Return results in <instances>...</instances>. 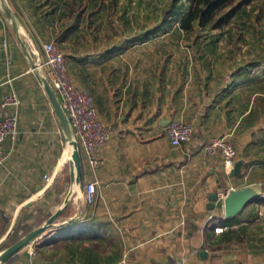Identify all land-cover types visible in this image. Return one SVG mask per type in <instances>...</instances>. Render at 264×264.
Wrapping results in <instances>:
<instances>
[{
    "label": "crops",
    "instance_id": "1",
    "mask_svg": "<svg viewBox=\"0 0 264 264\" xmlns=\"http://www.w3.org/2000/svg\"><path fill=\"white\" fill-rule=\"evenodd\" d=\"M7 1L30 57L0 11V101L12 93L19 100L8 107L18 133L4 142L0 165V246L20 237L19 226L42 225L72 187L67 147L31 71V62L43 59V43L64 53L70 81L90 93L111 134L97 152L94 174L81 157V194L73 188L55 221L78 220L75 228L47 231L4 264H264L263 29L256 31L250 17L244 21L251 27L243 20L231 24L252 30L250 37L233 30L181 39L148 32L145 43L140 35L118 36L108 46L93 27L117 26L119 19L92 21L91 0ZM172 121L192 126L189 142L170 144ZM219 137H227L242 162L239 176L225 171L218 154L204 151ZM45 176L53 179L48 187ZM91 181L95 201L85 205L82 193ZM246 187L258 195L226 219V192ZM212 195L217 201L207 209ZM83 233L101 240V250L54 242Z\"/></svg>",
    "mask_w": 264,
    "mask_h": 264
},
{
    "label": "trees",
    "instance_id": "2",
    "mask_svg": "<svg viewBox=\"0 0 264 264\" xmlns=\"http://www.w3.org/2000/svg\"><path fill=\"white\" fill-rule=\"evenodd\" d=\"M158 2L153 5V17H146L142 21L129 16L126 7L118 10L117 0H109L107 4L104 0H91L88 12L92 21L104 20L109 17L119 19L117 26L110 23L106 26L96 25L93 27L97 34L102 33L105 35L103 40L100 38V45H115L114 41L118 36L129 37L132 35H140L141 43H145L148 32H151V36L170 34L178 39H181L182 36L197 37L202 34H229L232 32L231 24L234 20H243L244 28L251 27L246 25L244 20L250 19V13L255 10V6H252L254 2L259 4L260 7H264V0H164L163 2L160 1L159 4ZM256 19L259 20L260 16L256 15ZM147 26L152 27L148 29ZM72 36V38H75V33ZM128 43L132 42L129 41ZM78 223L79 221L74 219L52 229V232L69 226L75 228ZM33 228L34 226L31 225L22 228L19 226V230L15 229V232L21 231L22 234L13 242H16ZM54 242L64 243V247L73 250L83 248L85 243H89L91 245L89 250L94 252L101 250L99 244L102 243L101 240L93 241L84 233L58 237ZM9 245L3 244L0 249Z\"/></svg>",
    "mask_w": 264,
    "mask_h": 264
},
{
    "label": "built area",
    "instance_id": "3",
    "mask_svg": "<svg viewBox=\"0 0 264 264\" xmlns=\"http://www.w3.org/2000/svg\"><path fill=\"white\" fill-rule=\"evenodd\" d=\"M43 59L38 67L47 77L51 87L59 97L64 111L70 120L78 141L81 157L94 174L99 166L97 152L109 140L111 128L100 122L90 93L77 87L70 81L66 57L53 43L42 44ZM19 100L15 94L5 95L0 101V165L6 160L3 144L6 140L14 141L18 130V120L8 112V107L17 106ZM193 128L189 123L172 121L166 128V135L172 146L178 147L190 141ZM203 149L208 154H218L227 173L231 172L236 162V153L227 137L211 139L204 144ZM51 176H45L46 187L52 183ZM96 196V182L84 185L82 201L92 205ZM218 230V229H216Z\"/></svg>",
    "mask_w": 264,
    "mask_h": 264
},
{
    "label": "water",
    "instance_id": "4",
    "mask_svg": "<svg viewBox=\"0 0 264 264\" xmlns=\"http://www.w3.org/2000/svg\"><path fill=\"white\" fill-rule=\"evenodd\" d=\"M0 11L3 18L6 20L8 25L11 27L12 32L22 49L23 53L29 56V50L21 38L22 25L14 11L9 6L7 0H0ZM31 71L36 76L43 92L51 106V109L57 119L59 129L64 139V143L68 150V167H69V177L71 183V189L68 192L63 206L51 215L42 225L32 229L30 232L25 234L19 240L9 245L0 251V264H4L18 252H20L25 247L32 245L35 241L40 239L43 234L47 231L55 229L59 225L55 223L58 216L62 213L65 206L68 204L69 197L72 193L73 188L77 189V193L81 194L82 180H83V164L81 153L76 139L73 126L68 119L66 112L63 109L59 97L56 95L55 91L51 87L47 77L44 75L43 71L38 67V63L31 62ZM242 162L238 161L234 163L233 173L236 176L240 175ZM258 195V191L253 187H246L242 190H229L226 192L223 199V213L226 219H231L236 217L242 209ZM217 201V195H212L209 197L207 209H213L215 202ZM1 244V243H0Z\"/></svg>",
    "mask_w": 264,
    "mask_h": 264
},
{
    "label": "rangeland",
    "instance_id": "5",
    "mask_svg": "<svg viewBox=\"0 0 264 264\" xmlns=\"http://www.w3.org/2000/svg\"><path fill=\"white\" fill-rule=\"evenodd\" d=\"M105 4L108 3L109 0H104ZM158 4L161 2H163L164 0H117V9L118 10H122L124 7L127 8V12L129 13L128 15L131 16L133 19H141L142 21L146 18V17H153V5L157 2ZM252 6H255V10L253 12L250 13V17H251V21L250 23L254 24V29H256V31L262 30L264 31V7H260L259 4H256V2H254V4ZM123 7V8H122ZM256 15L260 16V19L257 20L256 19ZM241 26V23L238 22ZM152 27V26H150ZM149 26H147V28H150ZM240 27H234L233 32L234 34L236 33H244L247 37H250L249 35H251L252 33L254 34V32L251 30H240ZM245 31V32H243ZM248 32V33H247ZM170 33H172L170 31ZM188 43H190L188 41ZM184 44V43H181Z\"/></svg>",
    "mask_w": 264,
    "mask_h": 264
},
{
    "label": "bare ground",
    "instance_id": "6",
    "mask_svg": "<svg viewBox=\"0 0 264 264\" xmlns=\"http://www.w3.org/2000/svg\"><path fill=\"white\" fill-rule=\"evenodd\" d=\"M66 158L68 159L67 155H66Z\"/></svg>",
    "mask_w": 264,
    "mask_h": 264
}]
</instances>
